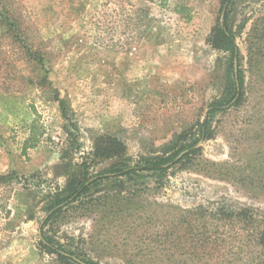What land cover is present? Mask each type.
Here are the masks:
<instances>
[{"label": "rangeland", "instance_id": "rangeland-1", "mask_svg": "<svg viewBox=\"0 0 264 264\" xmlns=\"http://www.w3.org/2000/svg\"><path fill=\"white\" fill-rule=\"evenodd\" d=\"M0 12L17 24L0 22V264H264L257 225L209 217L264 220V0H234L244 98L214 118L192 164L104 180L48 224L70 181L185 144L209 103L230 97L229 53L211 40L220 0H0ZM109 138L123 155L97 157ZM112 196L121 207L91 202Z\"/></svg>", "mask_w": 264, "mask_h": 264}, {"label": "trees", "instance_id": "trees-1", "mask_svg": "<svg viewBox=\"0 0 264 264\" xmlns=\"http://www.w3.org/2000/svg\"><path fill=\"white\" fill-rule=\"evenodd\" d=\"M166 1V0H164ZM234 4V0H220V13L222 16V24L219 28L215 29L212 35V43L215 47L225 50L229 53V72L227 75L228 81V92L230 93V97L226 100H214L209 103L207 107L206 116L203 121H197L195 124V129L193 133H191L192 140H188L184 142L185 144L180 145L179 142H176L174 146L164 150V154L161 156H157L155 158L145 159L144 161H140L134 164H129L125 161H115L111 163L108 167L99 171L96 174L88 175L84 174L83 178H77L67 185V187L58 192L55 195L54 202L50 205L45 223L48 224L50 221L54 220L58 215L63 213L66 207L73 205L77 201H80L81 197L84 195H88L92 186H98L104 180L115 178L119 179L121 177H129L133 176L145 177L146 172L152 173V175L163 176L172 166L176 164H180L181 166H185L187 164H192V161L198 157V152L200 148L197 147V144L200 140H206L212 137L214 129L212 122L214 118L220 114L228 111L231 108L237 107L242 103L245 92V76L244 71L240 68V65L235 69L234 60L239 58V46L236 41V33L233 28L230 27L228 23L229 14L232 5ZM1 24H5L8 26L16 27L17 24L11 21V19L4 14V12H0ZM242 27V26H241ZM15 30L11 29L8 32L14 35H19ZM261 36L264 38V31ZM23 51L28 57V59L35 61L36 63L44 65L46 63V53L42 51L38 47L29 46L28 44L23 46ZM258 56H255L254 53L251 52L249 64L250 66L253 62H256ZM60 107L62 112L64 113L65 104L63 101L60 102ZM36 139L35 133H32L31 138ZM178 139H181L180 137ZM28 143V141H27ZM96 152L95 155L102 158H113L117 156L123 155V151L125 149L124 145L117 139L109 138L104 142H100L97 140L96 142ZM185 153L180 156L182 152ZM117 155V156H116ZM1 178H7L6 175L0 176ZM101 198L105 202H102V205H109L111 207H121L120 198L118 197H98L96 199L91 200L92 203H100ZM122 211V209H121ZM190 214L196 216H202L200 218H204L205 215L202 214V210L189 211ZM223 216L220 212H210V218L215 219L217 221H223V218H229L232 222H237L241 226L254 227L257 225L252 232L257 231V235H260L261 242L264 239V220L255 219L252 214H249L245 210L241 211H233V210H223ZM202 214V215H201ZM185 217V216H183ZM187 218V217H186ZM254 222L256 224H254ZM45 247L52 253H58L59 256H63L65 258H71L69 256H64V252L66 251L62 244L59 242H55L54 239L50 236L45 237L44 241ZM87 264H98L92 261H86Z\"/></svg>", "mask_w": 264, "mask_h": 264}, {"label": "water", "instance_id": "water-1", "mask_svg": "<svg viewBox=\"0 0 264 264\" xmlns=\"http://www.w3.org/2000/svg\"><path fill=\"white\" fill-rule=\"evenodd\" d=\"M235 67H236V70H237V62L235 63ZM184 153H185V151L182 152V153L180 154V156L183 155Z\"/></svg>", "mask_w": 264, "mask_h": 264}]
</instances>
